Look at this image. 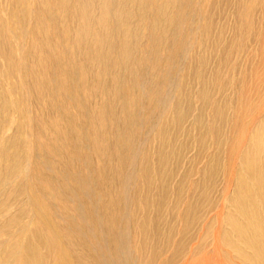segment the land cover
I'll use <instances>...</instances> for the list:
<instances>
[{"label":"rangeland","instance_id":"374dc122","mask_svg":"<svg viewBox=\"0 0 264 264\" xmlns=\"http://www.w3.org/2000/svg\"><path fill=\"white\" fill-rule=\"evenodd\" d=\"M118 2L43 0L41 6L33 0L42 22L30 23L20 73L33 119V183L39 199L64 216L74 213L56 188L75 186L66 196L87 200L78 184L90 186V197L102 203L124 187L132 258L144 234L141 255L150 254L157 234L160 260L183 236L187 248L201 245V257L207 255L197 264H209V251L232 252L223 235L235 241L231 224L246 223L244 207L264 219V205L258 207L264 202V0H176L170 8L176 24L169 26L175 36L162 39L158 16L165 0L123 1L137 13L124 27L115 22ZM121 29L133 32L122 63ZM123 105L132 110L131 126ZM14 115L11 108L3 112L8 121ZM19 159L25 162L22 149Z\"/></svg>","mask_w":264,"mask_h":264},{"label":"bare ground","instance_id":"6f19581e","mask_svg":"<svg viewBox=\"0 0 264 264\" xmlns=\"http://www.w3.org/2000/svg\"><path fill=\"white\" fill-rule=\"evenodd\" d=\"M42 1L43 0H40L41 6L45 5ZM64 1L65 0H57L61 5ZM123 1L125 2L127 0H119L116 6L115 22L118 25L126 26L127 19L134 15L136 16L137 13H129L124 7ZM131 1L135 4L140 2L141 5L142 3L143 5L146 3V0ZM175 2L176 0H165L163 5L159 7L161 13L158 16V21L161 22L160 24H162L163 27H161L162 29L157 33V38L159 39L165 38L168 33L170 37L175 36L176 31L169 30V26L176 21L170 13V8L174 6ZM33 6V0H0V264L199 263L201 259L207 257V255L201 257L200 252L203 250L202 246L197 245L187 248L188 242L183 236L178 241L172 242V244L174 243L173 249L170 250L168 256L160 260L161 250L157 245V234H153L151 237L153 244L150 248V254L147 257L141 255L143 249L146 248L145 244L147 242L145 238L147 234H144L142 239L138 242L140 243L139 255L135 256V258L131 257L129 252L131 245L129 229H131L130 227L132 225V220L129 217L131 200L127 196L125 197L127 193H125V191L127 190L124 187H122V192L119 196L117 195L115 199H109L102 203L98 202L96 198L90 197V194L93 196L94 192L93 188L90 186H85L84 192L82 186L78 184V191L80 193L82 192V194H87V200L79 198L78 195V197L74 195L76 198L66 196L75 192H73V187L75 186L70 188L66 186L56 188V191L60 192L58 193L59 195L69 198H66L68 199L66 210L72 211L74 216L57 214V210L54 209L55 206L51 202L47 199L43 201L39 199L37 190L39 187L37 188L33 183L35 177L31 169L33 119L31 118L32 115L30 116V109L28 110L27 108V98L23 96L26 93V88L22 83V75L20 74L25 63H23V57L27 53V48L25 47L27 43L24 44V41L31 32L30 23L35 21L33 23L34 25L35 23L42 22L41 13H39V11L36 12ZM82 11L86 12L85 8H83ZM105 21L106 12L103 10L100 23L104 24ZM49 23L52 24V22ZM53 23L55 24V22ZM57 25H59V23ZM122 29L121 35L123 40L118 43L120 44L118 49L120 57L122 58L121 63L126 62V59H129L128 57L130 56V47L126 43L125 38L131 37L133 34L129 29ZM50 34L53 35L52 32ZM150 34L151 33H149V35ZM47 40H49V38H47ZM151 49H153V47ZM98 84L99 83H97V85ZM116 92H118V89ZM29 102L28 105H31ZM6 108H11L12 112L15 114L9 121L7 118L5 119L3 117V112ZM123 113H125L124 116L127 124L131 126L133 122L132 110H129L123 105ZM24 136H26L25 140H23ZM119 139L122 144L127 141L122 133L118 136L117 141ZM21 149L24 150V163H21L19 159V152ZM3 161L5 164H2ZM6 165L8 167V172L5 171ZM22 178L24 180L23 182H25L24 184L22 183ZM262 178L263 176L260 177V183L262 182ZM263 205L264 202L260 201L258 207L262 208ZM249 208L250 207L243 208V212L246 216V223L243 226L236 222H231V230L235 234V241L229 238V233L225 232L223 235L224 242L228 246L233 247L232 252H230L231 255L227 252L217 254V252L215 253V251L211 250L209 251V264H226L229 260L233 259L239 260L242 264H264V219L261 216H256L253 209ZM186 212H188V210H186ZM182 220L186 225L189 221V217L185 216ZM172 222L173 220H171V222L166 221L167 226H171ZM144 223V220L140 221L137 223V227L144 229ZM170 242L171 236L167 235L165 238V245H169ZM238 242L244 247H247L249 252L242 250L243 246H237Z\"/></svg>","mask_w":264,"mask_h":264}]
</instances>
